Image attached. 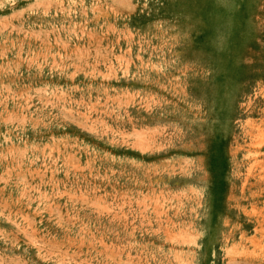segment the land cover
I'll use <instances>...</instances> for the list:
<instances>
[{
    "label": "rangeland",
    "instance_id": "rangeland-1",
    "mask_svg": "<svg viewBox=\"0 0 264 264\" xmlns=\"http://www.w3.org/2000/svg\"><path fill=\"white\" fill-rule=\"evenodd\" d=\"M0 264H264V0H0Z\"/></svg>",
    "mask_w": 264,
    "mask_h": 264
}]
</instances>
